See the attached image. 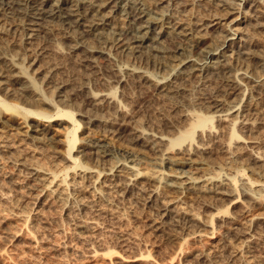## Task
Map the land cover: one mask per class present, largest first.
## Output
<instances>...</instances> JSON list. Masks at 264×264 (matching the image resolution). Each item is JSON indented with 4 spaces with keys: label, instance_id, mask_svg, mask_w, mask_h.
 <instances>
[{
    "label": "rangeland",
    "instance_id": "374dc122",
    "mask_svg": "<svg viewBox=\"0 0 264 264\" xmlns=\"http://www.w3.org/2000/svg\"><path fill=\"white\" fill-rule=\"evenodd\" d=\"M234 1L239 0L229 2L235 3ZM261 1L262 4L257 0H245L244 3L241 2L242 4L238 5V10L240 17L247 16L248 18L244 27H247L246 25L250 26L249 28L255 26L251 29V35H253H250L251 48L256 53L259 52L257 53L259 58L261 57V61H264V29L262 28L264 27V16L258 18L259 23H262L259 27L254 24V18L250 17L254 13L264 15V0ZM198 3H201V6ZM202 4L203 2L196 0H187V5H183L185 9L182 5L179 6L187 16L197 19H205L216 10H220L219 7L211 6L210 8ZM218 12L219 14L224 13L223 11ZM224 16L226 15L223 14ZM224 27L225 25H216L210 29L201 47L215 45L216 36L222 33ZM8 33L0 34V37L6 36V38L2 37L3 40H7L5 43L8 42V45H11L16 36L11 32ZM56 36L57 38L54 36L53 39L46 40L40 37L41 45L45 48L43 55H35L29 52L30 48L27 47L26 54L23 53V60H17L7 50L2 51L6 45L3 44L0 47V64L3 63L0 65V76L6 74L2 73V66L6 69L11 67V64H15L16 68L13 69L16 71H23L15 82L0 77V264H264V204H262L264 203V192L260 196L259 192L253 190L264 187V173L256 175L260 167L250 159L253 155L259 156L261 163L264 164V115L259 116L264 114V96L263 100H257L258 95L250 90L249 83L247 84L248 81L245 79L240 80L242 86H239L240 90L234 96V94L227 93L229 86L221 78L198 75L183 78L180 73L181 68L178 67H172L169 72L165 73L166 75H162L161 73L164 72L160 69L145 68L147 72L143 71L149 79L143 80L145 81L143 83L140 79L137 80L138 78L127 77L126 73L128 66L139 68L141 65L139 61L125 60L126 57L110 49V52L104 55L94 53L93 65L87 66L88 64L82 61L83 54L81 53L83 52L81 50L69 54L63 46L60 34ZM194 53L191 58L197 55L196 52ZM2 58L6 59L2 60ZM18 61L21 65L17 63ZM47 61L50 63H46ZM50 73L51 75H47ZM75 76L80 78V84L75 82ZM160 76L165 77L164 83L160 86L163 84L174 86L180 83L178 85L183 89H180L182 91L180 96L183 97H180L179 102L172 104L162 100L160 88L155 87ZM178 77L181 78L178 79ZM47 78L50 80L48 81ZM56 83L60 87L57 90L52 86H56ZM20 85L27 88L26 97L31 96L34 99L31 100L32 104L27 103L28 98L25 99L23 95H20L19 88H16ZM49 94L51 96H48ZM215 95L233 101L239 99L236 108L239 118L244 113L248 116L251 111L253 115L250 114V117L261 118L258 121L260 123L255 122V126L253 124V127L248 130L245 125L240 126L238 122L236 123V129L240 131L239 134L241 133L238 138L240 140H236L238 143L230 140L227 127H224L227 125L226 121L218 123L214 121L216 119H212L210 126L195 128L191 132V140L189 138L183 143L181 148L194 141L190 144L195 151L191 149L192 153L185 152L184 154L171 150L167 158L166 156L157 158V154H154L152 150L148 151L137 144H130L131 141L128 138L130 130L128 129L136 128L137 125V129L144 133L145 139L158 140L160 137L164 141H175L190 123V119L184 116L186 111L192 114L202 113L201 110H203L202 114L205 112L207 114ZM236 95H239V98H236ZM102 96L107 98H101ZM92 97L99 99L96 101L97 104H93ZM100 99L103 105L100 104ZM184 101L191 106L186 105ZM110 102L111 105L112 103L115 105L111 106ZM191 102L192 104L200 103L194 106ZM2 103L17 107L16 111L20 115L16 111H3ZM119 108L122 113L118 111ZM106 109L113 112L109 114ZM63 111L68 112V115H71L75 121L73 122L67 116L58 115L64 113ZM98 111H101V114ZM37 112H40V115H37ZM165 113L171 116L169 120L165 117L168 116ZM182 113L183 115H180ZM93 115L97 116V121L91 118V116L94 117ZM87 117L90 118L89 122ZM120 117L124 118L120 120ZM108 119H112L115 124L102 122ZM130 123H133V126ZM32 124L42 132L29 131V126ZM24 130H28V133ZM175 130L179 132L175 134ZM30 134L35 138L30 137ZM40 134L43 136L40 137ZM38 137L41 139L39 140ZM73 137L76 139L75 142L69 141ZM199 144L204 147H200ZM237 145L241 147L238 148ZM93 146L105 152V158L98 161L96 159L98 164L94 161V155L91 154L95 148ZM235 148H237L236 151L233 150ZM235 158L240 162L231 161ZM21 161L25 163L23 168L19 165ZM242 163L244 167L240 168ZM109 165L113 166L112 170H109ZM117 166L123 168L131 166L133 171L139 174L131 178L132 180L125 179V182H130V184L123 193L112 191L108 193L109 195L106 194L107 201L101 200L99 191L94 189L96 185L109 189L106 186L114 178V169ZM150 171L160 175L162 181L166 178L176 179L178 177L181 179L200 177L199 179L204 181L205 178L211 177L213 180L209 187H214L211 190L222 188L226 191L228 187V190L231 189L233 192L226 191L229 196L209 194L208 197L206 195L202 198H194L195 195L189 191L180 195L171 190L168 191L169 189L163 186L157 187L156 190L150 184H141L142 177ZM209 171L211 173L208 175ZM216 172L219 176L214 177ZM82 175H87L89 179ZM44 177L46 179L43 180ZM62 178L65 179V183L62 182ZM49 179H52L51 183L47 184ZM72 184H76L75 187ZM86 184L88 186H84ZM215 185H217L216 188ZM59 190L67 192L59 196ZM160 193L161 196H159ZM57 196L60 198L58 199ZM75 199L81 201L73 203ZM164 199L170 203L165 204L169 211L163 212L161 205Z\"/></svg>",
    "mask_w": 264,
    "mask_h": 264
},
{
    "label": "bare ground",
    "instance_id": "6f19581e",
    "mask_svg": "<svg viewBox=\"0 0 264 264\" xmlns=\"http://www.w3.org/2000/svg\"><path fill=\"white\" fill-rule=\"evenodd\" d=\"M196 1L197 2H203L202 5L205 4L207 7H210V8H211V6L219 7L220 10H218V11H223L224 13L219 14L220 12H218L216 10L213 14H211V16L210 15H209V17L206 16L207 18H205V19L199 18V17H198L199 19H197L194 17L187 16V14H185L184 10L180 9V6H179V5H182V6L185 5L186 6L187 0H0V34L4 35V34H7L8 32H11L12 34H15V36H16V38L14 37L15 41L13 40L14 42L11 45L10 44L8 45V42L5 43V41H7V40L4 41L2 38L4 36H1L0 40H2L3 42L0 41V47H2L3 44L6 45V48L4 46L2 51L7 50L11 54H13L12 56L16 57L17 60H23V58H24L23 53H25L27 47L30 48L29 52H33V53H35V55H41L43 53V49H45V48L41 45L42 43H41L40 39L41 38L44 40L49 39V38L53 39L54 36H55V38H57L56 35L60 34L61 41L64 44L63 46L66 48V52H69V54L70 53L72 54L78 50H81L83 52V53H81V54H83V57H82L83 59L82 58L81 59H82V61H85L86 64H88L87 66L93 65L95 60H93L94 57H92V56L94 53H100V54L104 55L107 52H110L109 51L110 49H114L117 52H119V55L121 54L124 57H126V58H124L125 60L126 59L127 60L128 59H134V60H137L141 63L139 68H138V66H135V67L134 66H132V67L128 66L127 69L125 68L127 70V72H126L127 77L131 76L134 78H138L137 80L140 79L141 82L143 80L149 79L147 74L143 71V70H146V72H147V69H145V68L152 67V68H157L158 70L160 69L162 72H164V73H161L163 75L166 72H169L172 67H178V68H181L180 73L183 75V78H185L187 76H193V75H198L200 77H204V76L208 77L209 76L210 78H213V77L221 78L227 84V86H229L227 93L234 94V96H235V93L240 90L239 86L240 85L242 86V83L240 82V80L245 79L248 81L247 84L249 83V87L251 88L250 90H252V92L256 93V95H258V97L256 96L257 100L258 99L263 100V96H264V61H261L262 60V59H260L261 57L259 58V56L257 54L259 52L256 53L251 48L252 47L251 46V36H253V35H251V32H252L251 29L255 28L254 24L257 25L256 27L262 26V23H259L258 18L259 17L261 18L264 15L260 16L259 13L258 14L254 13L253 15H251L250 17H252V19L254 18L253 20H255L254 24L252 25L254 27L249 28L250 26L246 25L249 28V29H247V27H244V26H245V22L247 21L248 18H247V16L240 17L239 16L240 12L238 10V5L242 4L241 2L244 3L245 0H239L238 2L234 1L235 3L229 2L230 0L229 1H227V0H196ZM257 2L260 3L262 1L257 0ZM260 4H262V3H260ZM254 5L255 4H253V6ZM199 6H201V3L199 4ZM206 6H204V7L206 8ZM183 8H184V6H183ZM186 13H187V11H186ZM236 13H237V15H236ZM223 14L226 16L223 17ZM188 15H191V14H188ZM221 17H223V18H221ZM248 17H249V15H248ZM261 20H260V22H262ZM250 24H252V23H250ZM216 25H225V27H224V30L221 31L222 33L221 34L218 33V35L216 36V39H215L216 43L214 42L215 45L201 47L204 43L203 41L205 40L204 37L207 36L206 34L210 33V29H212ZM262 28L264 29V27H262ZM8 35H9V33H8ZM4 38H6V36ZM9 42H10V40H9ZM54 48H56V47H54ZM194 52H196L197 55H195L194 58H191V57H193ZM6 55H4V56H6ZM7 58H9V57H7ZM263 58H264V56H263ZM0 59H1V56H0ZM3 59H6V58H2V60ZM4 62H7V61H4ZM23 62L24 61H22V63ZM7 63L10 64V62H7ZM7 63H6V65H7ZM17 63L19 65H21L20 61H18ZM46 63H50V62L47 61ZM0 65H3V63ZM52 65H53V63H52ZM9 67H7L5 69L2 66V68H3L2 73L5 72L6 74H4L3 76L1 75L0 77H2L4 79L7 78L10 81L15 82V79H17L19 77L18 75H20V73H22L23 71H19V70L16 71L15 69H13V68H16L15 64L14 65L11 64V67L10 68ZM46 67L48 68V66H46ZM19 68H21V67H19ZM50 70H52V69H50ZM114 74H117V73H114ZM44 75H45V73H44ZM47 75H51V73L47 74ZM148 75H150V74H148ZM52 76L50 78H52ZM80 76H82V75H80ZM75 77H76L75 82L80 84V78H77V76H75ZM181 77H178V79H180ZM117 78L118 77H116V79ZM125 78H126V75H125ZM197 78H199V77H197ZM186 79H188V78H186ZM204 79H202V80H204ZM49 80L50 79H48V81ZM82 80H84V79H82ZM164 80H165V77L160 76V78L155 83V87L160 88V91L162 94L161 95L162 100L165 101V103L168 102V103H172V104L179 102L180 97L182 96V95L180 96V93L182 92L180 89H182V87L180 88V86L178 85L180 83H177L178 86L177 85L173 86L171 84H165V85L163 84V86H160V84L164 83ZM42 81H44V80H42ZM53 81H50V82H53ZM21 82H22V79H21ZM21 82H20V84H21ZM56 82H58V81H56ZM132 82H134V81H132ZM144 82L145 81H143V83ZM0 83H1V81H0ZM148 83H151V82H148ZM48 84H49V82H48ZM187 84H189V83H187ZM12 85H14V84H12ZM23 85H25V83ZM23 85H20V87H16V88H19L20 95H23V97H25V99L28 98L29 101L27 103L31 102V104H32L31 100H34V99L31 96L26 97V95H28L26 93L27 88ZM61 85H63V84H61ZM81 85H83V83ZM8 86H9V88H11L10 85H8ZM52 86L54 87L53 89H56V90L59 87V86H57V83H56V86L55 85H52ZM181 86H182V84H181ZM79 87H81V86H79ZM222 88L226 89L225 87H222ZM243 88H244V86H243ZM243 88H241V90ZM48 89H50V88H48ZM53 89H50V90H53ZM2 91H4V90H2ZM85 91L86 90H84V92ZM160 91H158V92H160ZM224 91L226 92V90H224ZM71 92H69V93H71ZM225 92H224V95H225ZM51 93H52V91H51ZM59 94H61V93H59ZM74 95H76V94H74ZM84 95H87V94H84ZM48 96H51V94H49ZM236 96H237L236 98H239V95H236ZM103 97L107 98L106 96H102L101 98H103ZM36 98H38V97H36ZM20 99H22V98H20ZM92 99L94 100V102L92 101L94 105L97 104L96 101H99V99L95 98V97H92ZM24 100H21V101H24ZM238 100L233 101L231 99L230 100L229 99H222V97L219 98L217 95H215V97L212 99L211 105L208 107L209 109L207 108L208 109L207 114H205L206 112L204 114H202L204 112L203 110H201L202 113H192V114H189V111H186L184 116H186L187 119H190V123L188 122L189 124L188 125L186 124L187 125L186 129L181 127L182 129H185V130L182 133L180 132L181 134L178 136V138L175 141H170V140L164 141V139L160 138V137L158 138V140L145 139L144 133L141 130H138L137 129L138 125L136 126V124H135L136 128L131 127L132 129H128V131L130 130L129 134H128V138L131 141L130 144L132 145L134 143V144H137L144 149H148V151L152 150L154 152V154L155 153L157 154L156 155L157 158L158 157L163 158L165 156L167 158L169 153H171V150H174L177 153H180V152H183L184 154H185V152H187V154L189 152L192 153L191 149H192V151H194V150H193V148H191L192 145H190V144H193L194 141L193 142L191 141V143H189L188 145L185 144L187 146L186 147L184 146V148H181L183 146V143L188 141V139L190 138V135L192 134L191 132L195 128L210 126L212 119H216L214 121H218V123L222 122V121H226V123L225 122L224 123L227 125L224 127H227L228 131L227 130L226 131L229 132V134H230L229 135L230 140L236 141L238 138H240V134H241V133L239 134L240 131L238 132L236 129V123L237 122H238V125L240 124V126L245 125L246 129L248 130V128L253 127V124L255 126V122L260 123L258 121L261 120L260 117H258V118L257 117L255 118L252 116L250 117L249 116L250 114L253 115V112L251 110H248V111H251V113L248 116H247V114L244 113V114H242L241 118H239V116L237 114L238 112H236L237 111L236 108H237V105L239 102ZM90 101H91V99H90ZM112 101H113V99H112ZM185 101H186V99H185ZM190 101H188V102H190ZM185 103H187V102H185ZM199 103H193L192 104V102H191L192 105L199 104ZM36 104L38 105V103H36ZM100 104H101V99H100ZM100 104L98 106L99 108H100ZM109 104L111 105V102ZM113 104L114 103H112V105ZM91 105H92V103H91ZM101 105H103V104H101ZM110 105H109V107H110ZM186 105H190V104L187 103ZM247 105H245V106H247ZM250 106H251V104H250ZM78 107H80V106L78 105ZM2 108H3L2 109L3 111H5V110L16 111L17 110V107H10V106H8V104H4V103H2ZM188 109L189 108H187V110ZM119 110H121V108H119L118 111ZM190 110L192 111V109H190ZM106 111H107V109H106ZM98 112H100V114H101V111H98ZM107 112L109 113V112H113V111L111 110V111H107ZM16 113L18 114L17 111H16ZM89 113H92V112H89ZM120 113H122V112H120ZM167 113H165V114H167ZM183 113L180 115H183ZM36 114L40 115V112H37ZM109 114H111V113H109ZM124 114H122V115L120 114V115L124 116ZM10 115L12 117V114H10ZM18 115H20V114H18ZM58 115L67 116V117L71 118V120L73 122L75 121L71 115H68V112H64V113H61ZM263 115L264 114L259 115V116H263ZM15 116H17V115L15 114ZM116 117H118V116L116 115ZM165 117L167 118V120H169L170 119L169 117H171V116L168 115ZM87 118H88L87 121L89 122L90 118L89 117H87ZM91 118H94V120L97 121V116L96 117L91 116ZM123 118L120 117V120H122ZM29 120H30V118H29ZM102 122H108L111 125L115 124V122L112 121V119H108L107 121H102ZM120 122H122V121H120ZM123 122H124V120H123ZM178 125L179 124H177V126ZM8 126H9V124H8ZM26 126H28V125H26ZM31 126H29V131L34 132V133L42 132V131H40V129L38 127H36V125L32 124ZM44 126H45V124H44ZM165 126L170 127V125H165ZM174 126H172V127H174ZM240 126H239V128H241ZM176 127H175V129H176ZM139 128H140V125H139ZM178 130L181 131V129H178ZM27 131H25V132H27ZM179 131H176L175 134ZM175 134H172V135L175 136ZM225 134H227V133H225ZM214 135H215V133H214ZM42 136H43V134H40V137H42ZM30 137L35 138L34 135L32 136L31 134H30ZM38 139H39V137H38ZM218 139L220 141V138H218ZM71 140L73 142H75L76 139L73 137L72 139H69V141H71ZM190 140H191V138H190ZM238 140H240V139H238ZM226 142H224V143H226ZM232 144H233V142H232ZM199 145H200V147L202 146L201 144H199ZM99 146H101V145H99ZM194 146H196V145H194ZM233 146H235V145H233ZM238 146L239 145H237V147ZM5 147H7V146H5ZM93 147H95V146H93ZM130 147L132 148V146H130ZM202 147H204V146H202ZM228 147L230 149L229 144H228ZM240 147H241V145H240ZM240 147H238V148H240ZM194 148H196V147H194ZM224 149H226V148H224ZM231 149H232V147H231ZM79 150H77V151H79ZM233 150L236 151L237 148H235ZM68 151H70V150H68ZM199 151L202 152L201 150H199ZM229 152H232V151H229ZM68 154H69V152H68ZM91 154L94 155L95 160L92 159L94 161H96V159L98 161L99 159L105 158V155H104L105 152L99 151L97 147L94 148V151H92ZM233 154H235V152H233ZM256 154H258V153H256ZM178 156H180V155H178ZM181 156L183 157V155H181ZM207 158H208V156H207ZM260 158L261 157L256 156V155H253L252 158H250L254 162L255 165H258L260 167L259 170L257 169L258 171L256 172V175H257V173H259V174L264 173V164L261 163ZM203 159L205 160L206 158H203ZM229 159H231V158H229ZM97 161H96V163H97ZM231 161H234L237 163L240 162V160L236 159V158L234 160H231ZM230 162H228V163H230ZM82 163L85 164L84 162H82ZM19 165H21L23 168V166H25V163L22 162ZM109 166H110L109 170H112L113 166H111V165H109ZM26 167H28V166H26ZM31 167H33V166H31ZM31 167H30V169H33ZM241 167H244L243 163L240 165V168ZM34 170H36V169L34 168ZM103 170H101V171H103ZM255 171H253V172H255ZM28 172H30V171H28ZM28 172H23V173H28ZM114 173H115L114 178L111 180V182L109 184L107 183L108 185L106 186L109 189H104L103 188L104 186L102 188H100L101 186L99 187L95 184L96 188L94 190L99 191V194H100L99 198L101 200L104 199L107 201V198H108L107 195H109L108 193L112 192V191L113 192L122 191L121 193H123L125 190H127L128 184H130V182L129 183L125 182V179L126 180L128 179V181H129V179H131V178L133 179V177H137V175L139 174L136 171H133L131 166L130 167L126 166L125 168L117 166L114 169ZM208 173H211V172L209 171V172H207V174ZM31 174H29V175H31ZM179 175H182V174H179ZM211 175H213V173ZM228 175L230 176V174H228ZM82 176H84V175H82ZM159 176L157 175L156 172L150 171L149 174H145V176L142 177L143 179H141L142 180L141 184L142 183H143V185L150 184L155 189L157 187L163 186V187H166L167 189H169L168 191L171 190V192L176 193V194H180V195L186 191H189L190 193H192V195L193 194L195 195V196H193L194 198L195 197L196 198H200V197L202 198L203 196L205 197L206 195L208 197L209 194H214V196L215 195L216 196H229V193L226 191H231V189L228 190V187L226 188V191L224 189L222 190V188L221 189L218 188L217 190L214 189V191L211 190V188H214V187H211V188L209 187V185H211L212 180H213V178H211V177L210 178L203 177V178H205L204 181L199 179L200 177L199 178L198 177H194V178H185L184 177L185 179H181L179 177L176 179L175 178L174 179H167L165 177L166 179L162 181V177H159ZM213 176L217 177V176H219V173L216 172L215 175H213ZM260 176H262V175H260ZM35 177H36V175H35ZM84 177H88V176L86 175ZM84 177H82V178H84ZM38 179H40V178L38 177ZM44 179H46V177H44L43 180ZM52 179H49V182L47 184L51 183ZM88 179H89V177H88ZM96 179H98V178H96ZM134 180H136V179H134ZM95 181L96 180H94V182ZM59 182H60V180H59ZM62 182L65 183V179L62 178ZM104 182H105V180H104ZM225 182H227V181H225ZM80 183L81 182H79V184ZM96 183H98V182L96 181ZM100 183H102V182H100ZM44 184H46V182ZM68 184H70V183H68ZM89 184H90V182H89ZM214 184H216V183H214ZM65 185H67V184H65ZM72 185H73V187H75L74 185H76V184H72ZM72 185H70V186H72ZM84 186H88V185L86 184ZM89 186H91V185H89ZM216 186L217 185H215V188H216ZM223 186H224V184H223ZM261 186H263V185H261ZM55 187H58V186H55ZM55 187H54V189H55ZM253 190H255L254 192H256V191L259 192V195L260 194L262 195V193L264 192V187H260V189H258V190L257 189H253ZM244 191H247V190H244ZM64 192H67V191H64ZM64 192L60 191L59 196H61V195L63 196ZM231 192H233V190ZM72 194H73V192H72ZM230 194H233V193H230ZM250 194H251V192H250ZM159 196H161V193ZM256 196H258V195H256ZM57 198L59 199L60 197L57 196ZM251 198H253V197H251ZM65 199H67V198H65ZM75 200L76 201H73V203H75L77 201H81V200H77V199H75ZM164 200H165L164 202L162 201L163 203L161 205L162 206L161 209L163 212L169 211V210H167L168 206H166L165 204L166 203L169 204L170 201H168V200L166 201V199H164ZM62 201H63V199H62ZM108 202H109V200H108ZM260 202H262V201H260ZM262 204H264V203H262Z\"/></svg>",
    "mask_w": 264,
    "mask_h": 264
}]
</instances>
